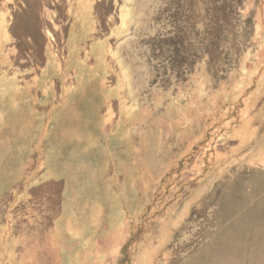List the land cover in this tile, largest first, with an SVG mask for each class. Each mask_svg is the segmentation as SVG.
I'll return each instance as SVG.
<instances>
[{
	"label": "rangeland",
	"instance_id": "obj_1",
	"mask_svg": "<svg viewBox=\"0 0 264 264\" xmlns=\"http://www.w3.org/2000/svg\"><path fill=\"white\" fill-rule=\"evenodd\" d=\"M108 2L0 0V76L29 65L38 81L50 59L54 92L80 75L116 85L110 116H131L145 177L123 223L109 203L110 233L79 264H264V0ZM58 195L37 215L56 213ZM15 204L1 209L9 227Z\"/></svg>",
	"mask_w": 264,
	"mask_h": 264
},
{
	"label": "crops",
	"instance_id": "obj_2",
	"mask_svg": "<svg viewBox=\"0 0 264 264\" xmlns=\"http://www.w3.org/2000/svg\"><path fill=\"white\" fill-rule=\"evenodd\" d=\"M108 1L115 11L114 0ZM122 8L124 26L130 10ZM53 63L47 59L38 81L26 80L35 74L29 65L0 76V217L5 201L16 203L15 226L0 221V264H79L96 233H110V202L118 203L115 217L124 222L125 198L142 177L128 108L109 113L116 85L81 81L80 75L65 93L54 92ZM53 188L60 208L40 217L37 203L52 202ZM78 205L88 213L79 216ZM16 214L22 215L17 223ZM46 218L49 225L39 222Z\"/></svg>",
	"mask_w": 264,
	"mask_h": 264
}]
</instances>
